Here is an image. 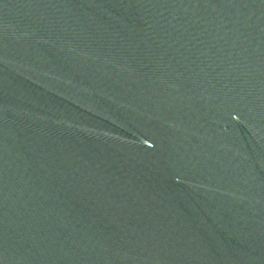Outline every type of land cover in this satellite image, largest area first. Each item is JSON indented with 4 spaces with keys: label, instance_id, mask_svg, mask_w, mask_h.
<instances>
[{
    "label": "water",
    "instance_id": "95a60500",
    "mask_svg": "<svg viewBox=\"0 0 264 264\" xmlns=\"http://www.w3.org/2000/svg\"><path fill=\"white\" fill-rule=\"evenodd\" d=\"M0 264H264V0H0Z\"/></svg>",
    "mask_w": 264,
    "mask_h": 264
}]
</instances>
